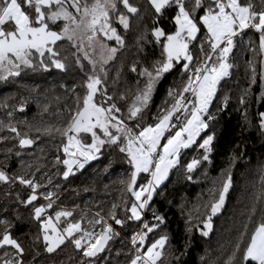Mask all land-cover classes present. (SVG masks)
<instances>
[{
  "label": "snow or ice",
  "instance_id": "6c2138e0",
  "mask_svg": "<svg viewBox=\"0 0 264 264\" xmlns=\"http://www.w3.org/2000/svg\"><path fill=\"white\" fill-rule=\"evenodd\" d=\"M169 14L173 30L165 31L159 21ZM128 33H132L131 45L125 39ZM245 36L252 58L246 61L248 86L238 103L245 106L241 111L244 123L252 127L247 105L254 99L264 101V0H146L145 4L138 0H0V83H15L22 73L52 69L81 74L80 82L70 90L71 103L56 113L57 123L15 116L26 111L30 100L41 117L49 111L50 104L41 101V97L48 99L47 94L36 87L15 105L7 102L13 97L0 103V109L6 110V118L0 119V145L4 146L0 185L5 186L0 198V264H42L41 253L35 249L40 241L49 256L71 246L77 255H69L68 260L74 264H180L190 241L185 240L184 251L174 249L162 229L165 217L150 202L173 170H183L184 178L193 181L199 169L211 186L207 199L187 213L185 231L189 237L193 230L201 237L214 231V218L225 209L234 187L233 168L243 154L234 151L216 177L210 178L202 166L212 164L216 135L209 131L210 123L217 119L215 112L228 104L223 89L237 66L234 49ZM149 46L158 56L147 55ZM129 47L136 56L129 64L135 85L118 91L121 71L110 78L108 65L119 54L122 69L124 50ZM177 65L179 83L169 87L162 106L146 122L157 84ZM257 84L259 97L253 93ZM54 99L59 102L61 97ZM214 101L215 112L211 110ZM258 117V130L264 136V112ZM41 136L59 139L57 152L63 155L57 154L52 166L57 169L54 175L64 181L99 160L106 149L121 154L128 169L119 180V201L103 215L101 211L89 215V209L77 215L74 209L57 205L60 185H53L47 172L38 180L36 172L43 165L22 159ZM189 150L195 155L182 162ZM13 157L19 168L10 175L7 162ZM258 177L253 185L258 190L252 193L228 247L222 246L213 260L202 257L205 264H264V162L258 167ZM17 186L27 190L24 197L13 192ZM90 190L95 189L84 188ZM21 206L28 209V218L37 228L27 247L14 232L22 219ZM147 211L152 212L151 220L145 218ZM122 231L128 235L122 236ZM118 238L127 240L116 252V257L124 259H106ZM52 264L64 262L53 260Z\"/></svg>",
  "mask_w": 264,
  "mask_h": 264
},
{
  "label": "trees",
  "instance_id": "16d2710c",
  "mask_svg": "<svg viewBox=\"0 0 264 264\" xmlns=\"http://www.w3.org/2000/svg\"><path fill=\"white\" fill-rule=\"evenodd\" d=\"M139 3L145 4L146 0H138ZM145 23L150 26L151 19L145 14ZM135 24V22H134ZM159 26L165 31L173 30V22L171 14L163 17L159 21ZM132 33H128L125 39L129 45L132 44ZM256 37L253 36V39ZM113 43V42H108ZM125 55L122 58L124 61L123 68H120L119 60L121 59L118 54V60L110 62L109 76L113 78L117 70L121 71V79L117 85L118 91H123L125 87H133L135 85L136 76L129 71L130 62L136 58L135 50L129 47L124 50ZM149 56H158V51L152 52L151 46L146 50ZM233 56L235 57L236 67L233 69L232 78L224 85V93L229 96V101L226 107L219 112H215L214 101L212 111L215 112L217 119L210 123L209 131L214 130L216 139L214 141V151L211 154L212 164L203 165L209 173V177H216L220 171L227 165L228 158L235 151L237 154H243L240 159L236 161L233 168L234 187L230 191L228 201L225 209L214 218V231L210 233L209 237H201L199 232L193 230L189 235L185 231V221L187 213L193 209L202 199L206 200L208 197L207 189L211 186L210 180L205 179L197 173H193V181H188L184 178L183 170L176 171L170 174L160 188L157 189L153 200L150 202V207L165 217V225H162L163 231L167 232L170 237L171 244L174 249L184 251L185 240H189L187 252L181 257L180 264H205L202 257L209 260L215 259L221 253L222 246L228 247V241L231 240L235 233V229L239 226L240 221L243 219V213L246 207L251 202V196L254 191L258 190V185L254 188L253 185L258 181V167L261 162H264V136L258 130V113L264 112V101L253 100L248 107L250 119L253 121L252 127H248L242 118L241 111L242 105H239L238 98L242 94L244 88L248 86L246 78V61L252 58V54L248 51L247 36L244 38L243 43L237 44L234 49ZM142 63H147L142 60ZM179 65L176 66L169 73L164 74L161 81L157 84L156 90L153 94L149 108L147 109L148 115L145 117L146 122H151V117L156 114L157 109L162 106L163 101L167 98V91L169 87L178 84L181 79L180 72L177 71ZM81 74L77 71H69L68 73H60L56 69L50 72L41 73H28L21 74L15 83H0V103L5 97H13L9 99L8 104L15 105L23 96L30 95L29 89L36 87L40 92L47 94L48 99L44 100L41 97L42 103L50 104L49 111L44 113L41 117L34 100H30L26 106L24 113H15V116L29 121H40L43 119L49 123H57L59 117L57 112L64 111V104L71 103V88L80 82ZM224 82H222L223 84ZM63 84L64 88L60 85ZM65 89L69 91L66 92ZM112 91V88L109 89ZM77 91L80 89L77 88ZM253 93L255 97L261 95L259 85L253 86ZM35 95V94H32ZM60 96L61 100L57 102L54 97ZM220 101L223 96L219 95ZM11 110V107L8 109ZM4 109H0V119H5ZM203 135V134H202ZM59 144V139L51 140L48 137L41 136L32 149L25 150V155L22 159L26 161L38 162L43 165L39 172H36V178L41 180L42 174L47 172L52 176L53 185L59 184L60 188L56 189L59 193V200L56 201L57 205L72 208L75 210L74 214H79L82 209H89V215L94 214L96 211H101L103 215L112 203L118 202L121 197V185L119 180L124 178L127 173L128 165L121 159L118 152L106 149L104 154L101 155L99 160L91 162L86 165L85 169L80 170L75 176L70 177L68 181L62 180L61 177L55 176L56 168L52 166L54 157L62 152H57L56 145ZM237 145L239 147L237 148ZM4 146L0 145V149ZM40 148L44 151L40 152ZM28 152L34 155H28ZM191 155L195 153L189 150V155L182 158L190 159ZM44 157V159H39ZM4 162V154L0 151V165ZM8 172L11 175L16 169L19 168L17 158L13 157L8 162ZM110 164V166H109ZM105 169H107L105 171ZM47 177H43V182H46ZM107 185V187H105ZM4 185H0V198L3 197ZM52 188V185L48 186ZM95 189L94 191H84V188ZM19 191L21 196L26 195L27 190L21 189L19 186L13 189V192ZM44 191V189H41ZM78 193V194H77ZM43 202V201H41ZM46 203V202H45ZM55 207V206H54ZM22 219L16 222L15 234L25 243L27 247L32 243L33 238L37 234V228L34 222L28 218V209L20 207ZM193 212V216H195ZM145 218L152 219V212L147 211ZM128 233L122 231V236H127ZM121 239L113 242V252L106 259L115 261L116 259L123 260L124 256L116 257V252L123 248ZM35 249L41 253L38 259L42 264H52L53 260L63 261L64 264H74V261L68 260L69 255L76 256L71 246L67 247L63 252L56 256H49L43 252L42 241L35 245ZM30 258V257H29ZM101 264H104L101 261ZM175 264V262H173Z\"/></svg>",
  "mask_w": 264,
  "mask_h": 264
}]
</instances>
